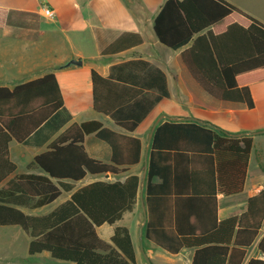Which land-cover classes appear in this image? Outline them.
Segmentation results:
<instances>
[{
    "label": "trees",
    "instance_id": "trees-1",
    "mask_svg": "<svg viewBox=\"0 0 264 264\" xmlns=\"http://www.w3.org/2000/svg\"><path fill=\"white\" fill-rule=\"evenodd\" d=\"M159 42L181 51L193 79L219 100L255 103L250 85L264 81V23L226 0H165L154 18ZM188 45V46H187ZM110 50V49H109ZM130 67L129 76L115 72ZM121 81H118L117 79ZM93 107L132 132L154 105L168 96L161 69L142 60L112 65L107 77L91 71ZM145 90L155 94L146 96ZM63 107L54 72L0 86V226H19L29 236L28 253L48 251L75 264H135L129 229L116 225L109 241L97 227L114 224L137 202L140 178L95 180L76 187L87 174H119L141 160L142 141L103 126L98 120L72 123L27 166L41 173L13 177L9 142H24ZM94 133L111 148V163L91 157L84 137ZM252 137H231L198 121L164 120L149 151L144 236L170 254L191 249V264H243L245 249L264 220V188L249 197L244 211L219 220L218 194L244 188ZM158 177L159 182L153 178ZM4 182V183H3ZM3 183V184H2ZM68 199L46 214L24 213L62 192ZM264 253V235L257 243ZM247 264H264L250 259Z\"/></svg>",
    "mask_w": 264,
    "mask_h": 264
},
{
    "label": "crops",
    "instance_id": "crops-1",
    "mask_svg": "<svg viewBox=\"0 0 264 264\" xmlns=\"http://www.w3.org/2000/svg\"><path fill=\"white\" fill-rule=\"evenodd\" d=\"M164 1L0 0V86L12 88L52 71L63 97V107L48 122L43 123L24 142H9L10 158L17 168L7 179L21 173H41L39 169H28L27 166L35 155L45 151L49 143L72 123L98 120L105 127L138 137L142 141V154L137 164L121 166L125 171L119 174L107 172L108 177L105 176L106 173L87 174L83 180L75 183L79 187L95 180L123 181L131 174L139 176L140 186L133 209L124 212L122 218L114 224L104 223L97 227L100 237L109 241L116 225L126 226L135 249V264L141 263L139 243L144 240L152 244L144 251V264H151L149 259L155 261V258L159 263L166 261L170 264H191L194 251L185 248L177 254H170L144 236L147 167L156 127L164 120L198 121L207 123L216 130L225 131L234 138H253L256 131L264 130V81L250 85L255 103L251 109L244 103L219 100L207 94L190 75L181 59L184 47L169 48L159 42L155 35L154 18ZM226 1L264 23V0ZM43 5L53 9V17L42 14ZM71 59H81L82 63L68 65ZM138 59L145 60L163 71L169 94L161 98L130 132L119 126L111 116L94 109L91 71L95 70L101 76L107 77L112 65ZM115 73L122 77H131L130 67H123ZM117 80L121 81L119 78ZM155 93L154 90L144 92L146 96ZM84 146L91 157L111 163L110 146L94 133L85 135ZM19 160L23 163L21 169L17 164ZM252 172L250 151L243 190L231 196L218 194L219 220L240 214L245 210L249 197L264 188L262 171L255 175ZM153 181L159 182L160 179L154 177ZM69 195V192L63 191L57 198L62 197L61 201L55 205L53 202L57 199L40 207L19 208L26 214H46L68 199ZM43 208L47 209L43 211ZM139 211L143 215L142 220L134 215ZM133 220L136 221V238L127 226ZM263 235L264 220L257 238L245 249L243 264H247L250 259L264 260V253L257 248ZM29 241L30 236L27 239V249ZM151 246L160 248L163 253L155 255ZM43 252L50 255L48 251L40 253ZM22 259L14 251L0 256L3 264H26ZM61 261L66 262L63 264H75Z\"/></svg>",
    "mask_w": 264,
    "mask_h": 264
},
{
    "label": "rangeland",
    "instance_id": "rangeland-1",
    "mask_svg": "<svg viewBox=\"0 0 264 264\" xmlns=\"http://www.w3.org/2000/svg\"><path fill=\"white\" fill-rule=\"evenodd\" d=\"M253 146L251 149V169H253V175L256 173H259L262 171V175L264 174V130L263 131H256L253 135ZM17 164L19 166V169L22 168V161H17ZM62 197L57 199L55 202H53V205L59 203L61 201ZM47 208H43L42 210L44 211ZM136 217L138 219L142 220L143 215L141 211L137 212ZM136 221L133 220L132 222H129L127 226L130 228L134 238L135 237V227H136ZM29 235L22 230L19 226L16 225H11V226H5V227H0V256H3L7 254L10 251H14L16 256L23 257V261L26 264L30 263H41V264H63L66 263L64 261L52 258L47 252L43 253H36V254H29L27 252V239ZM149 242L144 240L143 242L139 243L140 244V252H141V263L139 264H144L146 261V258L144 256V251L149 247L148 244ZM151 250L155 252V255H158L159 253H163V251L156 247V246H151ZM144 249V250H143ZM4 260V259H3ZM155 261H150L151 264H170L166 261L162 262H157V259H154ZM164 260V259H162ZM155 262V263H154ZM2 260H0V264H3ZM149 264L148 262H146Z\"/></svg>",
    "mask_w": 264,
    "mask_h": 264
},
{
    "label": "built area",
    "instance_id": "built-area-1",
    "mask_svg": "<svg viewBox=\"0 0 264 264\" xmlns=\"http://www.w3.org/2000/svg\"><path fill=\"white\" fill-rule=\"evenodd\" d=\"M42 14L45 15L46 17H53L54 16V11L51 7L48 5H43L42 6Z\"/></svg>",
    "mask_w": 264,
    "mask_h": 264
},
{
    "label": "water",
    "instance_id": "water-1",
    "mask_svg": "<svg viewBox=\"0 0 264 264\" xmlns=\"http://www.w3.org/2000/svg\"><path fill=\"white\" fill-rule=\"evenodd\" d=\"M82 63L81 59H71L68 61V65L69 64H77V65H80ZM169 119H172V118H169ZM109 173H106L105 176L108 177ZM147 218V211L146 209H144V219L146 220Z\"/></svg>",
    "mask_w": 264,
    "mask_h": 264
}]
</instances>
